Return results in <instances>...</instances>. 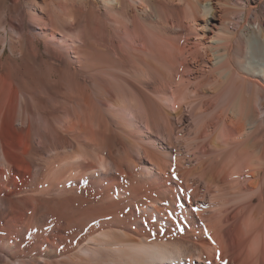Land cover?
<instances>
[{
  "label": "rangeland",
  "instance_id": "rangeland-1",
  "mask_svg": "<svg viewBox=\"0 0 264 264\" xmlns=\"http://www.w3.org/2000/svg\"><path fill=\"white\" fill-rule=\"evenodd\" d=\"M43 1L45 0H0V84H3L1 80H3L5 76L12 80L14 79L12 76H16L17 78L15 77V80L17 81L19 78L20 82L27 90V107L24 106L25 104H23V106L20 105L19 101V112H17L15 117H12L13 110L11 106L7 104L5 105V115L1 117L2 119L0 118V252L3 251L0 253V256L5 262H8V264H120L123 261H119L120 263H118L117 260L113 258V253L107 250L105 251L103 248H96V253H92L88 256L79 252L81 248L94 247L87 239L89 237L98 236L107 223L111 222L113 218L126 224L131 216H135L142 220L143 216H146V214L155 216V223L143 230L147 238L149 237V241L152 240V238H150L152 234L154 235L153 239L158 241L163 237L167 239L166 241H173V239L176 241L180 233V231L177 230L178 228L183 230L180 236L187 239L191 238L192 240L189 239V241L199 239L198 241H205L209 246H213V243L207 237L200 238L190 232L189 229H192V227H194L193 224H196V222L193 221L192 215L195 216L197 223L200 224L204 221V218H198L199 216L196 212H201L203 215H218L220 213L219 216H221V210H223L224 215L222 214V216L224 218L221 216L223 220L226 221L227 216L230 217L223 227V230H225L223 231V236H225L227 242H231L235 237L236 233L233 230L234 227H232V223L234 222L233 219L236 218L235 222L240 224H237V231H239V228H242L241 230L244 231H239L242 232V234L248 228V225L252 227L248 234L244 233L243 235L245 238L248 237L246 240L247 242H245V245L242 247L244 253H246L248 249L250 250L249 241L255 235L258 236L259 239L261 238L260 240L264 245V163L262 165V162H264V89L261 83L263 80L253 73L252 70L254 69L257 72L259 63L263 59L261 54L262 51L250 44L251 37L260 29V24H262L261 14L264 13V0H254L252 8L249 11H245V0H223L225 3L223 2L221 5L223 12L227 10V14L224 13L222 16L225 18V15H228L225 18V25L227 24L226 26L231 31L233 48L235 46L236 50L238 44L240 47L241 45L244 47H241L240 58V61L244 59V62L240 63V61H237L236 57L234 58L235 68L238 66L235 71L237 72L238 70L239 72L238 75L235 74L232 79L234 93L241 99V102L247 106L250 115L255 119L263 118V122L258 125L257 130L252 132L254 124H248L246 121H243L242 118L228 111L223 112L219 103L213 101L214 104L212 103L206 109L207 112L205 111V113L212 116L213 122L215 121L217 124L223 123L225 135H227L229 140L231 139L232 143V146L228 147L227 150L229 154L237 151V147L235 146L243 140L246 132L250 133L251 138L255 137L254 140L256 141V145L253 153L254 158H258V162L255 161L252 166L242 168L238 173L233 171L231 163H207V166L210 165L208 168L211 167L210 171L214 174L216 184H219L217 188H215L214 185H210V188L206 189L207 184L203 179L199 178L197 175H193L190 178L186 175L185 177H188V179H193L190 180L193 186L199 188L196 191V195L192 198L197 200V202L193 203H189L185 199L187 191L183 185L180 187L178 184L180 180L183 184L185 183L183 178L184 175L181 172L186 169L182 168V170H179L176 168V170L180 172L175 173L177 172L175 170L173 175L171 171L167 169L169 179L165 180L167 175L159 172L156 166L152 164L151 160L147 159L146 156L142 158V152H138L139 150L141 151L140 148H143V146L148 147L151 151L158 148H160L161 151L163 150L164 144L171 143L175 149L173 153L181 154L183 161L186 163L185 167H191L197 162L196 156L189 158L187 156L192 153V151L197 155L200 154L199 156L201 157L202 154L209 151L210 154H208V158L205 156V160L213 157V149L204 147L203 144L206 143L204 140L199 141L201 145L189 151V153V147L185 146L183 138H181V135L184 134V136H186L190 130L192 131L191 127H193V122L189 114L190 107H184L183 113L186 115V120L184 124L178 127L175 125L170 140L163 127L165 118L163 117L164 113L158 110L159 107L153 103V100H151L152 95L132 78L126 77L119 69H105L104 71L108 70L106 72L110 74V77H114L113 79L111 78L114 83L121 85L125 78L130 84H128V87H133L137 90L135 93L138 96L143 94L150 110V118L152 126L154 127L150 133L151 135L146 132L140 134L136 132L137 134L135 133L134 136L135 142L138 144H135L134 141L132 142L122 138L118 129L111 125L112 138L107 137V139L101 141V149L95 146V143L91 140H88L90 139L88 135L91 137L90 134H87V137L82 135L78 136L77 139H79L80 142L78 146L75 139L69 135L59 133V135H55L56 141L58 142V149L55 151L53 150L54 144H52L50 134L52 130L54 131V126H56V122L54 121L55 116L58 114V111L63 113V110L57 107L53 101L54 92L52 90L53 88L50 86L52 84H49L48 73L54 66L53 69L58 67L56 63H51L49 55L56 53L59 57L62 53L64 55L69 53L67 54L68 58L75 63L76 58L74 57V53L71 52L70 46L67 48L63 47V49L61 48L62 51L60 48H57L59 46L56 42L54 43V41L60 37L58 34L59 32L51 39L42 38L40 33L43 25L46 27L49 26L50 17L48 13L52 16L59 31L60 29L66 30L67 28L64 27L66 24L65 21L68 20V4L70 7L72 4L79 5V2L78 0H46L49 5L47 10L48 13L46 12V17L43 20L45 24H41V26L39 21H37L40 14H38L36 8L41 5ZM90 1H94L97 8H99V10L101 9L99 0ZM175 2L178 3L177 0ZM31 10H35L37 15L32 14ZM204 20L202 16H198L197 18H184L183 21L185 25L182 29H179L175 24H173V27L170 24L169 26L167 23H165L166 25L164 23L157 24L158 30L155 26L154 37L156 38V36H158L159 38L161 35L157 40L163 43L166 41L165 38H167L168 42L165 43H168L169 46H171V44H177L179 47L199 48L205 61V63L200 65L201 71L204 73L203 77L208 76L207 78H209V80H214L215 76L209 72V68L213 63L209 53L211 51L210 49L216 44V34L221 33H217L214 30L211 31L205 25ZM131 28L129 27V30H127L129 36L141 30L139 27L137 30ZM123 33L124 41L128 40V37L125 35L126 31ZM136 36L134 38L136 42L132 45L136 47L140 46V48L145 50L146 54H148L149 42H146L141 35H139L138 38ZM116 43H119V41L117 40ZM64 49H67L66 53H64ZM167 50L170 52V57L172 58L170 49L167 48ZM34 55L41 59L40 63L42 64H38V66L35 65V67L25 63L23 65H18L17 61H22L23 57ZM172 59L180 63L184 62L182 63L183 66L178 62L179 65L176 64V67L179 66V73L183 75L184 78L186 77L185 80L187 78L191 80L192 78L194 81L196 73L193 74L192 72L193 66L191 65L193 62L190 61L191 59H184L182 56L177 58L173 56ZM185 60H187V62ZM241 64L244 66L243 68ZM186 65L187 67L185 68ZM25 69L26 72L24 71ZM199 76L200 74H198L197 80ZM15 80H13V82ZM66 80L68 81L67 77ZM63 84L64 87L62 86L61 88V85H59V88V86L56 85V88L58 87L61 91V89L66 88L65 84L68 83L64 82ZM209 93L210 92H208V95ZM102 102L99 101L97 105L101 108V112H105V110H107L106 106L108 105V101L102 100ZM8 109L11 111L9 115ZM171 121L172 123L176 122V118L171 116ZM213 122L212 129L217 125L215 122L214 124L216 125H214ZM241 127L244 128V131L240 133ZM105 141L107 142L104 143ZM39 142H42V144L40 145ZM202 142L204 143L202 144ZM104 144H107L105 148ZM60 146L61 148H59ZM64 147L68 148L65 149ZM71 148H73L74 151ZM88 150L91 151V153ZM76 151L79 154L81 152L84 159L75 157V154H77L75 153ZM2 152L6 153L8 157L7 161L1 159ZM99 158H104L105 160L104 163L106 164L103 167L100 166ZM51 162L54 163L51 164ZM118 164L124 172L117 169L116 165L118 166ZM47 170L49 171L47 172ZM257 171H259V173ZM51 172H54V174L51 175ZM175 174L176 176H174ZM49 179L52 181L55 180L53 183L56 184L52 189L53 191L51 190L52 192L45 187L46 180ZM236 182L240 184V191L233 188L230 189ZM209 189L211 190L209 191ZM232 191H236L234 193H237L239 198H237V194L231 195L230 192ZM48 193H50V195ZM132 193H135V198L131 197ZM242 193L244 196H241L243 195ZM24 197L37 199H35L36 202H34V204H37V209L29 225L25 223V219H21V217H25L22 205L17 204L13 208V211L9 209L6 210L9 201L16 202L17 200L24 199ZM241 197L243 198L240 199ZM4 199L7 203L3 201ZM153 204H157L156 206H158L161 213H164L161 214L162 216L159 211L157 212V210L154 209L152 206ZM19 205L21 207H19ZM242 206L244 207L242 208ZM226 210H228V214ZM191 212H193L192 215L190 214ZM1 215L3 216L1 217ZM233 216H235V218ZM174 218L179 222L176 223V225L178 224L177 226L175 222L173 224ZM168 226L172 228L176 227L173 228L171 233L166 229ZM171 236H173V239L169 240ZM14 237H16L17 240ZM114 238L119 240L121 237L115 235ZM122 239L123 238L120 240ZM192 248L193 247L188 243L186 249L190 251ZM193 250L191 251L193 252ZM236 250H240V246H237ZM10 253L11 255L14 253L13 256L9 255ZM190 253L187 252V254ZM191 259H193L191 264H206L205 261L198 262L194 258ZM231 263L232 262H227L224 264ZM217 264H223V262ZM262 264H264V262Z\"/></svg>",
  "mask_w": 264,
  "mask_h": 264
},
{
  "label": "bare ground",
  "instance_id": "bare-ground-1",
  "mask_svg": "<svg viewBox=\"0 0 264 264\" xmlns=\"http://www.w3.org/2000/svg\"><path fill=\"white\" fill-rule=\"evenodd\" d=\"M175 1L176 0H99V5L101 6V9L99 10L94 1L91 2L90 0H78L79 5H74L71 3L72 5L70 4L71 6L69 7L68 4L69 9H66L68 11V20L66 19L67 21H65L66 24L64 27L67 29H60V31L56 27L50 13L47 12L49 5L46 0L36 8V11H38V14H40L37 19L40 25L45 24L43 20L46 17L45 15L47 13L50 17L49 26L46 27L43 25L40 36L45 39H51L56 33L59 32L58 34L60 35V37H58V39L54 41V43L56 42L59 46L57 48H60L61 50V48L63 49V47L67 48L70 46L71 52L74 53V57L76 58L75 63L68 58L67 54L69 53L64 55L61 52L62 55L59 53V57L58 55H56V53L49 55V60L51 61V63H56L58 67L53 69L55 67L54 66L53 68H51V70H49L48 73L49 84H52L50 86L53 88L52 90L54 92L53 101L57 107L63 110V113H60L61 111H58V114L55 116L54 120L56 122V126H54L55 124L53 125L55 127L54 131L52 130L53 128L51 129L52 132L50 135L52 144H54L53 150L55 151L58 149V142L56 141L55 135H59V133L69 135L70 137L75 139V142L78 146L80 145V142L77 137L81 135L87 137L86 135L90 134L92 138L88 135V138L90 139H87L95 143L94 145L98 146V148L102 145L101 141H104L105 139H107V137L112 138L111 125L118 129V132L122 136V138L130 140L132 142L136 141L134 136L136 132L139 134L142 132H146L149 134L151 133L154 127L152 126L150 110L143 97V94H140V96H138L135 93L137 90H135L133 87H128L129 83L125 78L123 84L120 83L122 86L114 83L112 80L114 77H110V74L106 72L110 69H119L126 77L132 78L134 81L142 85L144 89H146L152 95L151 100H153V103L157 105V107H159L158 110H161L164 113L163 117L165 118L163 127L165 128L168 134L167 137L170 140L175 125L178 127L184 124L186 120V115L183 113L184 107H190L189 114L191 115V119L193 122V127H191L192 131L190 130V132L186 134V136H184V134L181 135V138H183L185 146L189 147L188 152L192 151L194 148L196 149L197 147H199V145H201V143L199 144V141L204 140L206 142L205 144H203L204 142H202L204 147L213 149V157L205 160L208 154H210L209 151L202 154V157L199 156V152V155H197L193 151L192 153L189 152L190 154L187 155L188 158L196 156L197 162L191 167H185L186 163L183 161V157H181V154L177 153L179 155L178 156L176 153H173L175 152V149L171 143L164 144L162 148L163 150L161 151L160 148L151 151L148 147L143 146V148H140L141 151L139 150L138 152H142V158L143 156H146L147 159L151 160L152 164L156 166L159 172L167 175L165 180L169 179L167 169L171 171L172 175L174 174L176 168H178L179 170H182V168L186 169V172H181L184 175L183 178L185 183L183 184L180 180L181 183L179 182L178 184L180 187L183 185L187 191L185 199L189 203H193L197 202V200H194L192 198L196 195V191L199 188L197 186L194 187L193 183L190 181L193 179H188V177H185L186 175L189 176V178L193 175H197L199 178L203 179L207 184L206 189L210 188V185H214L215 188H217L219 184H216L214 174L212 171H210L211 167L208 168L210 165H206L207 163H231L233 171L235 173H238V171L242 168L252 166L255 161L258 162V158L255 159L253 153L255 151L256 145V141L254 140L255 137L252 136L253 138H251L250 133L246 132L243 140L238 143L237 146H235L237 147V151L231 152V154H229V151L227 150L228 147L232 146V143L231 139L229 140L227 135H225V131L222 125L223 123L217 124L214 121L217 125L214 124L211 118L212 116H210V114L208 113H205L206 109L213 103V101L219 103L223 112L228 111L231 114L237 115L239 118H242V120L246 121L248 124H254L252 132L257 130L258 125L263 122V118L255 119L253 116H251L247 106H245L241 102V99L234 93L232 79L235 74L238 75L239 73L238 70L237 72L235 71L238 66L235 68L234 58L236 57L238 62L241 60L240 58L242 45L240 47V45L238 44L236 50L235 46L233 48L231 42V31L226 26L227 24L225 25V18L228 15H225V18L224 16H222L227 12V10H225L226 12H223L221 8V5L224 1L177 0L178 3H176ZM253 2L254 0H245L246 10H244L249 11L252 8ZM36 11L31 10V13L37 15ZM261 15L260 16L262 24H260V29L257 30L253 37H251L250 44L254 45V47L259 48V50L262 51L261 54L263 60L259 63L257 72L254 69L252 70L253 73H255L260 79L263 80V82L261 83L262 88L264 89V13H262ZM198 16H202L205 19L204 23L211 31L214 30L217 33H221L216 34V44L210 49L211 51L209 53L211 61L213 62L212 66L209 68V72L215 76L214 80H209V78H207L208 76L203 77L204 73L201 71L200 65L205 63V61L200 53L199 48L194 47V49H192L186 48L184 46L179 47L177 46V44H171V46H169L168 43H165L168 42L167 38H165L166 41H164L163 43L157 40L161 37V35L159 36V38L158 36H156V38L154 37V27L157 24L167 23L168 25H172V27L174 26L173 24H175L179 29H182L185 25L183 21L184 18H197ZM129 27H132L136 30L139 27V29L141 30L137 31L136 34L133 32L134 34H130L129 36V32H127V30H129ZM123 30L126 31L125 35L128 37V40L126 41H124L125 39H123ZM139 35H141L143 39L146 40V42H149V53L147 52L149 55L146 54V51L140 48V46L136 47L135 45H132L136 42V39H134L135 36L138 38ZM117 40L120 44L116 43ZM167 48L170 49L172 58L173 56L176 58L182 56L184 57V59H191L190 61L193 62V64L191 65L193 66L192 72L193 74L196 73L194 76V81L192 80V78L191 80H188V78L185 80L186 77L184 78V76L179 73L178 63L180 62L174 61L170 57V52L167 50ZM66 50L64 51V53H66ZM40 60L41 59L36 55L26 56L22 58V61H17V63L18 65H23L25 63L27 65H32L35 67V65L38 66V64H42L40 63ZM243 60L240 61V63H243ZM185 61L187 62V60ZM182 63L184 62H181L180 64L182 65ZM176 64H178V67H176ZM186 67L187 65L185 66V68ZM243 67L244 66L242 65V68ZM105 69L108 70L104 71ZM24 71L26 72V69ZM198 74H200L201 77L199 76V79L197 80L196 78ZM15 77L16 76H12V78H14L13 80H15ZM66 77L68 81L66 80ZM13 80L11 78H7L6 76L5 78H3V80H1L3 81V84H0V118L5 115V105L8 104L11 106L13 110L11 116L15 117V115H17V112H19V101L20 105L22 106L23 104H25L24 106H26L27 104L26 88L20 82L19 78L17 79L18 82L15 80L17 83L15 81L13 82ZM64 82L68 84H65L66 88L61 89L60 91L59 85H61L62 88ZM56 85H58L59 88H56ZM208 92H210L209 95L211 96L208 95ZM102 100L108 101V105L106 106L107 110H105V112H101V108H99V106L97 105V103L99 101L102 102ZM25 109L28 110L27 108ZM7 111L8 115L9 113L11 114V111L9 109ZM171 116H174L176 118V122H173L174 124L171 121ZM212 122L214 125H216L214 129H212ZM243 131L244 128L241 127V130L239 132L241 133ZM42 142H39L40 145L42 144ZM106 142L107 141H105L104 143ZM135 144L138 143L135 142ZM106 145L104 146V148L106 147ZM59 148H61V146ZM89 152L91 153V151ZM75 153H77V151ZM75 155V157H81L84 159L81 152L80 154L77 153ZM7 158L8 157L6 153L2 152L1 159L3 161H7ZM99 160L100 166L103 167L106 164L104 163V158H99ZM53 163L51 162V164ZM263 163L264 162H262V165ZM116 167L118 170H122V168L119 167V164L118 166L116 165ZM179 170H176L177 172L175 173H179ZM48 171L49 170H47V172ZM257 172L259 173V171ZM53 174L54 172L51 175ZM174 176H176V174ZM53 182H55V180L52 181L49 179L46 180V186L44 185L50 192L53 191L52 189L53 187H55L54 185H56ZM232 188L240 191L239 182H236L235 185L230 189ZM210 190L211 189H209V191ZM232 192H230L231 195L237 194L234 193L236 191H234L233 193ZM48 194L50 195V193ZM241 196H244V194ZM131 197L135 198V193H132ZM237 198H239L238 194ZM242 198L243 197H241L240 199ZM30 199L24 197V199L17 200L16 202L9 201L6 210L9 209L13 211V208L17 204L22 205V208H24L25 217H21V219H25V223L29 225L32 221L31 218L35 214L37 209V204H34L37 199H31L33 202ZM3 201H5V199ZM20 205L19 207H21ZM156 205L157 204L152 205L154 209H156L157 212L159 211L160 215L164 214L163 212L161 213L160 209ZM243 207L244 206H242V208ZM221 211L222 216V214L224 215V213L223 210ZM227 212L228 210H226V213ZM196 213L199 216L198 218H204V221L198 224L197 219H195V216L192 215L193 212H191L190 214L192 215L193 221H195L196 224H193L194 227H192V229H189L190 232L200 238L207 237L213 243V246H209L205 241H198L199 239H193V241H189V239L191 238L187 239L180 236L183 233V230H180L178 228L177 230H179L180 233L176 241H174L175 239H173V236L169 237V240L173 239V241H166L167 239H165L164 237V239L162 238L158 241L156 239H153V234L151 235L152 237H150L152 238V240L149 241V237L147 238L143 230L147 229L149 225L155 223V216L146 214V216H143L142 220L135 216H131L126 224L119 222L113 218L111 222H108L107 225L105 224L106 226L104 229L102 228L103 230L100 229L102 230V232H98V236L89 237L87 239V241L93 244L94 247H87L83 249L81 248V251L79 253L88 256L92 253H96V248H103L105 249V251L107 250L113 253V258L117 260L118 263L123 261V264H191L193 260L191 258H194L198 262L205 261L206 264H217L219 262H223V264L227 262H232L231 264H262L264 262V245L260 240L261 238L259 239L258 236H253V238H251V240L249 241L250 250L248 249V252L246 251V253H244V250L242 248L245 245V242H247L246 240L248 239V237L245 238L243 235L244 233L248 234L249 231H251L252 227L250 225H248V228L242 234V232H239L242 228H239V231H237V224L239 223L235 222L236 218L235 216H233L235 219H233L234 222L232 223V227H234L233 230L236 234L231 242H227L225 236H223V231H225L223 230V227L230 219L229 216L225 215L227 216V220L225 221L223 220V216V218L219 216L220 213L218 215H203L201 212ZM3 215H1V217ZM174 222L175 225L176 223H179L175 218L173 220V224ZM173 228L171 226H168L166 229L167 231H170L172 233ZM115 235H118L123 239L120 240V238L118 240L114 238ZM188 243L193 247L191 250L194 249V254L191 250L188 251L186 249L188 247ZM237 246H240V250L238 251L236 250ZM187 252L191 253L187 254ZM13 254L14 253H12L11 255L10 253L9 255L13 256ZM0 264H8V262H5V260L0 256Z\"/></svg>",
  "mask_w": 264,
  "mask_h": 264
}]
</instances>
